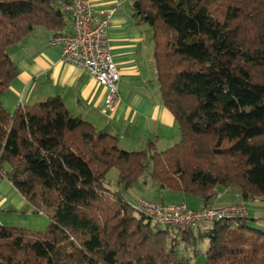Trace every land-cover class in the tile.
Returning <instances> with one entry per match:
<instances>
[{
	"label": "trees",
	"instance_id": "trees-1",
	"mask_svg": "<svg viewBox=\"0 0 264 264\" xmlns=\"http://www.w3.org/2000/svg\"><path fill=\"white\" fill-rule=\"evenodd\" d=\"M68 1L0 0V94L18 73L9 48L38 26L70 31ZM130 7L134 23L151 28L161 101L179 140L125 150L59 96L12 115L0 103V177L28 210L49 219L43 229L0 224V264H190L174 247L177 233L186 238L193 227L159 225L134 209L125 197L132 185L150 181L160 195L204 203L219 189L241 203L264 197V0H133ZM113 167L117 190L105 183ZM246 215L212 222L205 264H264V231L248 226Z\"/></svg>",
	"mask_w": 264,
	"mask_h": 264
},
{
	"label": "crops",
	"instance_id": "crops-1",
	"mask_svg": "<svg viewBox=\"0 0 264 264\" xmlns=\"http://www.w3.org/2000/svg\"><path fill=\"white\" fill-rule=\"evenodd\" d=\"M88 1L93 13L110 12L109 48L120 74L113 108L106 114L101 112L105 87L84 68L61 61L59 48L49 43L53 32L40 26L9 48L18 73L0 94L1 105L12 115L18 107L59 96L73 115L118 135L119 144L124 142L129 149L132 145L141 149L149 140L158 150L173 145L179 132L172 113L161 101L150 26L134 23L130 15L133 0ZM219 192L220 196L210 199L215 206L237 202L230 190ZM201 203L193 197L190 206L200 207ZM48 222L44 214L28 210L24 197L6 177H0V224L43 229Z\"/></svg>",
	"mask_w": 264,
	"mask_h": 264
},
{
	"label": "built area",
	"instance_id": "built-area-1",
	"mask_svg": "<svg viewBox=\"0 0 264 264\" xmlns=\"http://www.w3.org/2000/svg\"><path fill=\"white\" fill-rule=\"evenodd\" d=\"M70 20V31L54 33L49 43L59 48L61 61L84 68L106 89L101 112L111 110L118 97L119 70L110 53L108 28L110 12L93 13L88 0H69L63 5ZM216 196L220 192L216 191ZM132 207L149 216L159 225L180 228L196 227L205 221H218L247 214L244 203L215 206L210 200L200 207L184 202L163 203L138 197Z\"/></svg>",
	"mask_w": 264,
	"mask_h": 264
},
{
	"label": "rangeland",
	"instance_id": "rangeland-1",
	"mask_svg": "<svg viewBox=\"0 0 264 264\" xmlns=\"http://www.w3.org/2000/svg\"><path fill=\"white\" fill-rule=\"evenodd\" d=\"M150 28V27H149ZM115 135V134H114ZM118 139L119 136L116 135ZM119 147L122 149H129L130 147L124 142H121ZM136 146L132 145L131 149H137ZM117 169L111 168L105 177V183L110 190L119 189V185L117 183ZM148 178V172H145L143 178ZM148 183L143 186L141 181L132 185L126 192L125 197L131 203L135 202L138 197H151L153 200L163 199L164 201H175V202H184L188 207L191 205L190 201L193 196L182 195L181 193H170L163 192L161 195L156 191H151L150 186L152 183L147 181ZM199 199V198H196ZM201 200V199H199ZM202 201V200H201ZM245 204L247 209V225L253 228H257L261 231H264V197L257 196L254 198H250L242 201ZM204 203L202 201V206ZM191 207V206H190ZM195 208V207H193ZM212 227L211 221H205L202 223L200 228L193 227L191 229V233L188 237H182L181 233H177L176 245L174 247L175 254L177 257L189 262L190 264H205L206 261V250L208 249L209 238L206 235L207 229Z\"/></svg>",
	"mask_w": 264,
	"mask_h": 264
}]
</instances>
